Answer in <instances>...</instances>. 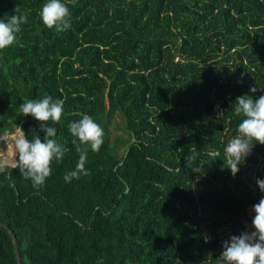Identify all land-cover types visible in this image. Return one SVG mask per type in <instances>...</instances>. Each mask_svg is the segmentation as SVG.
<instances>
[{"label":"trees","instance_id":"trees-1","mask_svg":"<svg viewBox=\"0 0 264 264\" xmlns=\"http://www.w3.org/2000/svg\"><path fill=\"white\" fill-rule=\"evenodd\" d=\"M46 2L0 0V19L27 17L0 50V134L43 142L20 105L64 100L48 125L65 154L44 184L0 171V221L22 264H221L264 197V145L253 142L235 176L225 156L244 118L236 98L264 95V0H62L65 32L44 26ZM85 114L103 128L98 152L69 132ZM77 147L89 174L66 182ZM0 264H18L1 225Z\"/></svg>","mask_w":264,"mask_h":264},{"label":"clouds","instance_id":"clouds-1","mask_svg":"<svg viewBox=\"0 0 264 264\" xmlns=\"http://www.w3.org/2000/svg\"><path fill=\"white\" fill-rule=\"evenodd\" d=\"M75 0H73V3ZM20 11L19 7L14 9ZM69 7L62 0H47L43 4L39 16L45 27L55 29L57 32H65L71 28ZM27 21L24 15H13L7 21L0 19V50L11 46L20 32V25ZM255 87L250 88L251 93H256ZM23 116L31 115L40 122V129L45 133L43 142L39 135H35L29 141L24 131L19 128L14 135L0 137V142L6 143L14 149L16 160L14 167L18 168L24 179L30 180L34 188L42 186L51 175V163L63 160L65 149L56 142L53 137L56 130L48 125L51 120L57 123L61 120L64 110V100H53L51 96H44L38 100L28 99L20 105ZM234 111L244 118L239 123L238 134L225 148L226 162L233 176L239 172L243 160L251 153L255 143L264 145V95L253 99L251 95H243L236 98ZM69 132L82 145L90 146L93 152H98L104 143L103 128L89 115H83L78 121H72L68 125ZM11 141V143H9ZM255 141V143H253ZM77 141L74 139L73 144ZM79 160L76 168L65 174V181L71 182L81 175H88L85 169L88 149L77 147ZM195 153L194 147L189 149ZM194 155L186 158V165L190 166ZM4 165L0 164V171ZM193 172H200L199 168H192ZM257 185L264 192V180L257 179ZM255 216L252 220L254 231L242 233L239 236H231L230 240L222 245L223 251L219 256L221 264H264V197L253 206Z\"/></svg>","mask_w":264,"mask_h":264},{"label":"rangeland","instance_id":"rangeland-1","mask_svg":"<svg viewBox=\"0 0 264 264\" xmlns=\"http://www.w3.org/2000/svg\"><path fill=\"white\" fill-rule=\"evenodd\" d=\"M17 128H14L10 133H2L0 134V137H7L10 135H14L17 132ZM9 143H11V141H9ZM14 158H15V154H14V149L8 147V145L6 143L0 142V164L4 165V168L8 167V166H12L14 164ZM249 216L253 219L255 216V212L253 211V207H251L248 211ZM248 233H250L251 231H247Z\"/></svg>","mask_w":264,"mask_h":264},{"label":"water","instance_id":"water-1","mask_svg":"<svg viewBox=\"0 0 264 264\" xmlns=\"http://www.w3.org/2000/svg\"><path fill=\"white\" fill-rule=\"evenodd\" d=\"M16 157V156H15ZM14 163H15V158H14ZM14 165V164H13ZM12 165V166H13ZM12 166H8V167H12ZM0 225L5 227L12 239V243H13V247H14V251H15V257H16V260H17V263L18 264H22V261H21V257L19 255V250H18V244H17V241H16V238L14 237L12 231L9 229V227L7 225H5L3 222L0 221Z\"/></svg>","mask_w":264,"mask_h":264}]
</instances>
